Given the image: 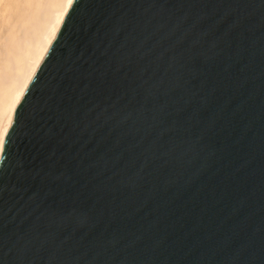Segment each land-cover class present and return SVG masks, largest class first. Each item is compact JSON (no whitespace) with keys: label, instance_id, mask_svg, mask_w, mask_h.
Returning a JSON list of instances; mask_svg holds the SVG:
<instances>
[{"label":"water","instance_id":"1","mask_svg":"<svg viewBox=\"0 0 264 264\" xmlns=\"http://www.w3.org/2000/svg\"><path fill=\"white\" fill-rule=\"evenodd\" d=\"M0 264H264V0H72L1 154Z\"/></svg>","mask_w":264,"mask_h":264},{"label":"bare ground","instance_id":"2","mask_svg":"<svg viewBox=\"0 0 264 264\" xmlns=\"http://www.w3.org/2000/svg\"><path fill=\"white\" fill-rule=\"evenodd\" d=\"M69 5V0H0V158L14 111Z\"/></svg>","mask_w":264,"mask_h":264},{"label":"rangeland","instance_id":"3","mask_svg":"<svg viewBox=\"0 0 264 264\" xmlns=\"http://www.w3.org/2000/svg\"><path fill=\"white\" fill-rule=\"evenodd\" d=\"M2 15H0V24L2 25Z\"/></svg>","mask_w":264,"mask_h":264},{"label":"snow or ice","instance_id":"4","mask_svg":"<svg viewBox=\"0 0 264 264\" xmlns=\"http://www.w3.org/2000/svg\"><path fill=\"white\" fill-rule=\"evenodd\" d=\"M72 0H69V3H71ZM0 147H2V141H0Z\"/></svg>","mask_w":264,"mask_h":264}]
</instances>
